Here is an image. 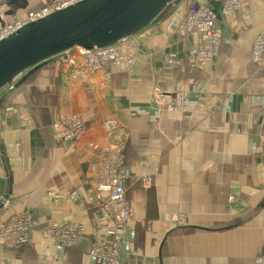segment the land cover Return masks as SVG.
I'll list each match as a JSON object with an SVG mask.
<instances>
[{"label": "crops", "instance_id": "obj_1", "mask_svg": "<svg viewBox=\"0 0 264 264\" xmlns=\"http://www.w3.org/2000/svg\"><path fill=\"white\" fill-rule=\"evenodd\" d=\"M11 1L0 0L1 26L73 0ZM238 2L224 12L218 2L173 0L131 38L127 62L74 76L61 59L1 92L0 228L25 213L32 230L27 245L0 247V264H105L90 256L103 240L98 186L118 160L131 213L119 264H264V66L253 60L264 0ZM201 6L217 15L211 61L191 57L202 38L185 29L188 11ZM156 88L182 95L183 109L157 106ZM65 113L86 125L76 143L55 130ZM108 119L121 125L116 133ZM64 220L84 236L69 246L45 240Z\"/></svg>", "mask_w": 264, "mask_h": 264}, {"label": "built area", "instance_id": "obj_2", "mask_svg": "<svg viewBox=\"0 0 264 264\" xmlns=\"http://www.w3.org/2000/svg\"><path fill=\"white\" fill-rule=\"evenodd\" d=\"M76 1V0H73ZM222 4L223 11H233L239 7L238 0H207ZM67 3L57 5L45 4L40 11L29 17L27 20L17 21L11 24L0 25V41L9 34L14 33L23 25L46 17L65 6ZM217 15L208 7L201 6L191 8L185 19V29L188 32L196 33L200 36L201 47L192 50L191 57L211 61L214 59L220 46V39L217 35ZM132 38V37H131ZM131 38L125 39L113 46L86 50L75 47L66 52L65 63L71 69L74 76H88L102 70L107 63L127 62L129 58L123 53V49L132 45ZM253 60L255 63L264 66V29L255 39L253 44ZM170 65L178 63L177 56L171 54L168 58ZM19 77L5 86L2 93L14 89ZM154 102L160 108L170 111L183 109V96L177 95L175 98L167 97L158 88L154 89ZM177 100V104H169L167 100ZM13 110V109H11ZM105 127L110 133H116L121 125L114 119H108ZM55 130L58 135L68 142L76 143L80 141L86 132V125L82 118L74 113L60 115L55 123ZM117 170L107 174L99 184L98 191L103 198V226L101 232L103 240L95 243L90 251V256L105 264L120 263V247L124 230L130 220V208L126 197L125 180L127 171L118 160ZM32 219L28 214H17L6 221L0 228V247L16 249L27 245L32 230ZM85 234L82 225L70 220L53 223L45 231L44 238L47 241L58 242L63 245H73L78 242Z\"/></svg>", "mask_w": 264, "mask_h": 264}, {"label": "water", "instance_id": "obj_3", "mask_svg": "<svg viewBox=\"0 0 264 264\" xmlns=\"http://www.w3.org/2000/svg\"><path fill=\"white\" fill-rule=\"evenodd\" d=\"M19 1L27 5V0L10 3ZM172 1L76 0L23 25L0 41V94L17 77L29 71L15 88L43 66L65 59L75 47L101 50L134 37L159 19ZM3 102L0 98V108Z\"/></svg>", "mask_w": 264, "mask_h": 264}, {"label": "rangeland", "instance_id": "obj_4", "mask_svg": "<svg viewBox=\"0 0 264 264\" xmlns=\"http://www.w3.org/2000/svg\"><path fill=\"white\" fill-rule=\"evenodd\" d=\"M233 199V197L231 198V200ZM120 257H121V247H120Z\"/></svg>", "mask_w": 264, "mask_h": 264}]
</instances>
